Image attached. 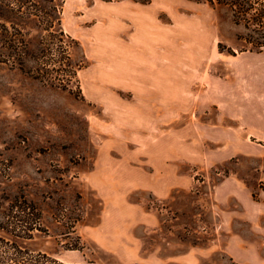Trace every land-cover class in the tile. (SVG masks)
Instances as JSON below:
<instances>
[{"label":"rangeland","instance_id":"1","mask_svg":"<svg viewBox=\"0 0 264 264\" xmlns=\"http://www.w3.org/2000/svg\"><path fill=\"white\" fill-rule=\"evenodd\" d=\"M56 4L0 27V264H264V0Z\"/></svg>","mask_w":264,"mask_h":264},{"label":"trees","instance_id":"2","mask_svg":"<svg viewBox=\"0 0 264 264\" xmlns=\"http://www.w3.org/2000/svg\"><path fill=\"white\" fill-rule=\"evenodd\" d=\"M56 1L58 0H0V27L6 29L7 26H11L17 30L16 33L8 37L5 34L2 35L13 43L11 53L18 57L33 56V53L26 47L25 34L17 28L18 26L33 24L39 27L42 32L46 31L48 35L63 36L60 28V9ZM40 37L43 36L40 34ZM21 43L23 46H20ZM37 215L36 208L32 203L16 200L6 213V220L0 222V230H5L11 235L14 234L13 236L18 238L26 236L30 238L29 232L36 228ZM20 253L22 252L17 248L13 251L16 259ZM43 257L50 260L46 255Z\"/></svg>","mask_w":264,"mask_h":264},{"label":"crops","instance_id":"3","mask_svg":"<svg viewBox=\"0 0 264 264\" xmlns=\"http://www.w3.org/2000/svg\"><path fill=\"white\" fill-rule=\"evenodd\" d=\"M261 66V65H260ZM260 71L264 72V66L259 67Z\"/></svg>","mask_w":264,"mask_h":264}]
</instances>
